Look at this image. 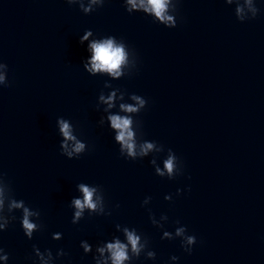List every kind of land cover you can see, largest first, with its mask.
<instances>
[{"label":"water","instance_id":"obj_1","mask_svg":"<svg viewBox=\"0 0 264 264\" xmlns=\"http://www.w3.org/2000/svg\"><path fill=\"white\" fill-rule=\"evenodd\" d=\"M176 4L167 0L169 28L149 0H0V264H112L98 249L127 243L125 228L145 246L123 264H264V0ZM110 38L127 53L121 75L86 70L89 46ZM111 115L131 119L138 153L154 143L147 156L121 153ZM168 149L183 163L173 179ZM82 183L103 208L73 224ZM14 200L40 213L31 239ZM181 226L196 237L190 254Z\"/></svg>","mask_w":264,"mask_h":264},{"label":"clouds","instance_id":"obj_2","mask_svg":"<svg viewBox=\"0 0 264 264\" xmlns=\"http://www.w3.org/2000/svg\"><path fill=\"white\" fill-rule=\"evenodd\" d=\"M132 0H129V3H131ZM179 0H177L178 4ZM229 3L232 2V0H228ZM246 3L251 4L252 0H245ZM149 3L151 4V9L154 12L155 16L160 20L164 21L169 25V28L176 27V18L174 15H165V12L167 10V0H149ZM177 4L174 5V8L177 10ZM85 11H88V9H85ZM147 11V9H146ZM241 8H237L236 12H241ZM254 13L258 12V8L253 9ZM256 15H254L252 18H254ZM242 22V21H241ZM87 39V34L81 38V42ZM92 50V59H91V68H88L87 65H85L86 70L91 72L96 71H106L111 73L114 76H120L121 75V65L125 64L127 61V53L125 52V49L123 45H114L113 40L110 38L102 43H92L89 46ZM7 67V65H4ZM0 84L7 85V80L5 76L0 75ZM114 95V94H113ZM133 99L138 101V104L141 107H145L147 101L145 99H141L139 96H133ZM112 100V96L108 97V101ZM111 107V104H109ZM121 109L126 113L131 112H137L138 109L126 104L120 105ZM110 120V126L112 129L118 130L117 134L115 135V141H118L121 148V153L126 150L127 151V157L132 158V160H135L137 156L144 157L147 156L149 151H151L155 145L153 142L145 141L140 147H139V153L137 152V143L134 140V133L130 130V125L132 123L131 119L126 116L121 115H111L108 117ZM59 124V132L64 137V141L69 140H75L76 138L71 134L70 124L64 120L59 119L57 121ZM103 123V122H101ZM65 142H62L60 144V147L63 149H67V144ZM85 149V145L79 141L76 142L75 147L73 148V151L76 153H81ZM161 149H164V146L161 145ZM167 152L169 153L168 158L164 161V169L168 173V179H173L176 176L183 174V163L179 160V158L175 155V153L168 149ZM69 157H71L72 153H67ZM151 163H155V159L150 161ZM178 169V171H177ZM156 172L159 173L160 177L165 176V172L161 171L160 168H156ZM79 190L83 193V199H73L72 205L75 207L76 211L74 215L72 216V223L76 224L80 218L82 217L84 213V209L87 208L89 210H97L98 203L101 205V211L103 208V197H97L94 200V194L97 192L96 187H89L86 184H79L78 185ZM180 189H177V195L180 194ZM166 199L171 200L172 197L169 195L166 197ZM146 202V201H145ZM3 207V199H0V208ZM23 209V215L21 218L22 226L24 229V235L28 239L32 238V235L34 233V230L37 229V223L34 222L32 219H30L33 215L39 217L40 213L32 212L28 207H24V201L20 200L12 201L10 205V209ZM179 223V221H177ZM7 222L5 224H0V229L6 228ZM124 235L127 238V243L121 242L120 239H115L114 242L107 243L106 249L105 248H99L98 250L103 253L105 250H107L110 253V258L112 261V264H123L126 260H131L133 258L139 257L141 254L142 248L145 246L143 243H141V236L136 233L135 229L129 230L128 228L124 229ZM166 236H169L171 239V235L168 232H165ZM176 235L183 237V241L181 243V247L184 249L185 252L191 253L192 246L196 243V237L194 235H187L186 234V228L184 226L176 228ZM129 245L131 246V253L132 256H129ZM85 252L90 251V246L87 244H83ZM33 249H36V255L38 258H43L39 249L33 246ZM0 252H3V249L0 248ZM49 258H53L51 251L46 250ZM64 255L63 251H58L57 256ZM148 257L155 258V253L153 251H150L147 253ZM0 259H4L7 261L8 255L4 253V255L0 256ZM172 261H175L178 259L176 256H172L170 258Z\"/></svg>","mask_w":264,"mask_h":264}]
</instances>
